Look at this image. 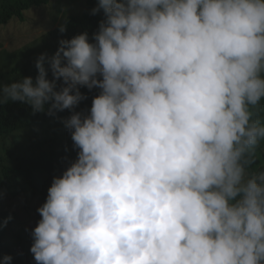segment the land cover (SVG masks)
<instances>
[{
    "label": "clouds",
    "instance_id": "1",
    "mask_svg": "<svg viewBox=\"0 0 264 264\" xmlns=\"http://www.w3.org/2000/svg\"><path fill=\"white\" fill-rule=\"evenodd\" d=\"M90 12L91 38L0 84V104L57 118L77 150L37 208L28 264H264V0Z\"/></svg>",
    "mask_w": 264,
    "mask_h": 264
},
{
    "label": "trees",
    "instance_id": "2",
    "mask_svg": "<svg viewBox=\"0 0 264 264\" xmlns=\"http://www.w3.org/2000/svg\"><path fill=\"white\" fill-rule=\"evenodd\" d=\"M97 3L98 0H82L76 10L60 13L65 0H0V25L13 18L24 20L27 11L46 14L48 19L41 24L43 33L36 42L47 44L46 52L52 55L61 38L84 31L91 38L103 18L102 12H90ZM61 24L66 25L64 33L59 31ZM24 51L25 48L11 51L0 43V84L24 73ZM37 74L38 70L33 79ZM81 91L87 99L77 109H89L91 97L86 88ZM72 144L70 132L57 118L46 113L33 114L26 103L0 104V258L10 254L11 264H28L27 255L20 249L33 242L30 233L41 218L37 208L45 202L53 177L61 175L76 157ZM261 163L264 158L258 159L257 166ZM9 216L12 219L4 225Z\"/></svg>",
    "mask_w": 264,
    "mask_h": 264
},
{
    "label": "rangeland",
    "instance_id": "3",
    "mask_svg": "<svg viewBox=\"0 0 264 264\" xmlns=\"http://www.w3.org/2000/svg\"><path fill=\"white\" fill-rule=\"evenodd\" d=\"M81 2L82 0H65L60 13L76 10V8H79ZM46 19H48V16L44 13L27 11L24 20L21 21L13 18L8 23L0 25V43L3 48L11 51L25 48V51L21 55L24 73L16 79L3 83H12L21 77L31 76L33 78L37 71L35 66L37 57L48 50L46 48L47 44L36 42L43 33L41 24Z\"/></svg>",
    "mask_w": 264,
    "mask_h": 264
}]
</instances>
